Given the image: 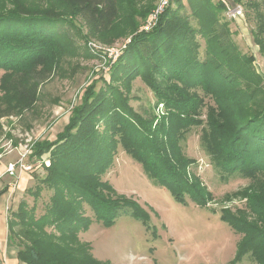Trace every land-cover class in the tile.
<instances>
[{
  "label": "trees",
  "instance_id": "1",
  "mask_svg": "<svg viewBox=\"0 0 264 264\" xmlns=\"http://www.w3.org/2000/svg\"><path fill=\"white\" fill-rule=\"evenodd\" d=\"M138 1L0 2V70L4 73L0 118L36 103V72L48 75L64 58L82 56L70 33L77 28L74 20H81L87 37L105 43L132 36L124 56L113 64L110 80L102 77V87L98 89L93 81L85 89L82 105L72 111L66 131L54 142L43 140L35 146V155L48 158L50 164L35 194L43 186L53 193L41 217L26 202L10 216L12 242L25 264H102L92 256L90 245L79 240V230L87 231L94 221L113 227L128 212L148 225V213L102 179L113 166L118 146L141 164L154 186L165 187L183 204L189 194L197 205L208 208L212 193L198 179L187 178V167L194 161L183 156L180 145L190 127L200 123L197 116L204 100L199 90L212 97L218 108V114L210 112L211 133H205L204 143L222 177L264 174L263 79L254 71V57L241 56L230 40L228 26L219 18L222 6L212 0H189L192 13L183 15L182 0H174L176 7L171 4L151 31L137 32ZM260 14L255 42L262 52L264 12ZM198 35L206 40L203 56ZM138 78L154 93L156 106H165L166 114L160 118L155 112L144 116L130 107L132 83ZM249 192L244 190L242 195L249 199L255 221L227 209L221 215L242 236L235 262L250 255L264 264V186L253 188L252 195ZM85 205L93 217L86 215ZM15 226L23 233L20 239ZM48 226L59 235L48 232Z\"/></svg>",
  "mask_w": 264,
  "mask_h": 264
},
{
  "label": "rangeland",
  "instance_id": "2",
  "mask_svg": "<svg viewBox=\"0 0 264 264\" xmlns=\"http://www.w3.org/2000/svg\"><path fill=\"white\" fill-rule=\"evenodd\" d=\"M261 1L229 0L232 5H239L243 9V16L232 20L221 1L212 0L222 6L219 18L223 24H227L229 38L238 47L241 56L254 57V71L262 77L264 85V49L261 52L255 42L259 16L264 12ZM158 2L138 1L140 14L136 15L137 32H147L142 29L150 13L146 18L142 13L152 7L154 9ZM171 6L176 7L174 3ZM192 8L189 0H182L183 15H191ZM188 17L199 27L195 18ZM74 22L77 28L70 29V33L75 35L82 56L64 58L48 75L38 76L36 72L35 80L39 82L36 103L31 109L0 118V162L5 165L17 163L23 155H27V169L19 168L11 181L13 184L16 180L22 183L23 191L19 190L21 194L16 204L26 202L28 209L35 206V216L38 218L46 213L53 192L43 186L42 191L35 194L41 185L40 180L46 176L44 168L49 164L48 158L35 155L36 144L43 140L54 142L59 134L66 131L72 111L82 105L81 97L85 89L93 81L97 82L98 89L102 87V77L110 80L113 64L124 56L132 40V36L127 35L116 38L112 43H105L87 37L80 19ZM197 38L203 56L207 48L206 40L200 35ZM90 42L101 47L100 53H93L89 49ZM117 52L119 56L115 59L113 55ZM3 74L0 70V84ZM198 94L204 100L197 116L200 123L190 127L180 145L183 156L194 161L187 167V178L191 182L195 179L201 181L212 193L213 200L207 205L208 208L197 205L189 194H186V204L179 202L165 187L154 186L141 164L118 146L113 166L102 179L108 181L119 195L136 201L148 213L150 221L144 225L128 212L113 227L106 228L94 221L87 231L79 230V240L90 245L92 256L102 264H257L250 255L235 262L242 236L222 219L221 211L227 209L255 221L253 207H249V199L242 192L263 187L264 174L245 177L237 173L225 179L222 177L216 158L211 150H206L204 143L205 133H211L210 112L218 114V108L212 97H205L200 90ZM129 105L144 116L155 112L160 118L166 114L165 106H156L154 93L140 78L132 83ZM250 192L248 194L252 195L256 191ZM84 207L86 215L93 217L90 207ZM15 231L16 238L20 239L18 235H23L22 231L18 226H15ZM47 231L59 235L52 226H48Z\"/></svg>",
  "mask_w": 264,
  "mask_h": 264
},
{
  "label": "crops",
  "instance_id": "3",
  "mask_svg": "<svg viewBox=\"0 0 264 264\" xmlns=\"http://www.w3.org/2000/svg\"><path fill=\"white\" fill-rule=\"evenodd\" d=\"M7 166L0 162V264H25L18 258L19 247L12 242L9 229L10 216L21 203L16 204L18 195L23 191L22 183L17 180L12 183L11 177L6 174ZM15 185L18 187L13 189Z\"/></svg>",
  "mask_w": 264,
  "mask_h": 264
},
{
  "label": "built area",
  "instance_id": "4",
  "mask_svg": "<svg viewBox=\"0 0 264 264\" xmlns=\"http://www.w3.org/2000/svg\"><path fill=\"white\" fill-rule=\"evenodd\" d=\"M174 0H159L158 5L150 12L149 17L146 20V24L142 30L151 31L158 23L160 16L165 12V10L173 3ZM221 3L225 6L227 14L230 19H238L243 16V9L241 6L232 5L229 0H220ZM89 49L93 53H100L101 47H99L96 43L90 42L88 44ZM126 47V46H124ZM107 52V51H104ZM104 55V54H103ZM119 56V52L113 55L115 59ZM27 155H23L22 158L17 163H10L7 166L6 174L9 177H16L18 169H27L25 165V159ZM50 164L46 165L49 166ZM18 187L17 185L13 186V189Z\"/></svg>",
  "mask_w": 264,
  "mask_h": 264
}]
</instances>
